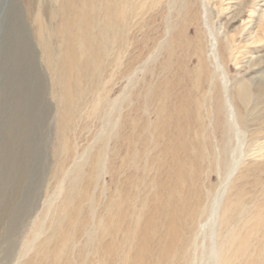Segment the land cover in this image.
<instances>
[{
	"label": "rangeland",
	"instance_id": "obj_1",
	"mask_svg": "<svg viewBox=\"0 0 264 264\" xmlns=\"http://www.w3.org/2000/svg\"><path fill=\"white\" fill-rule=\"evenodd\" d=\"M113 1L5 0L0 9V264H132L144 240L154 258L181 160L197 161L201 174L177 199L191 202L197 189L207 206L195 264H264V61L252 59L264 54V20L257 44L244 30L260 21L264 0H127L119 32L105 26L107 7L120 8ZM80 3L97 68L80 78L78 66L65 68L81 94L61 131L64 33ZM206 28L223 69L207 56ZM223 84L236 127L213 113ZM187 103L190 116L178 108ZM225 143L235 162L227 181Z\"/></svg>",
	"mask_w": 264,
	"mask_h": 264
},
{
	"label": "bare ground",
	"instance_id": "obj_2",
	"mask_svg": "<svg viewBox=\"0 0 264 264\" xmlns=\"http://www.w3.org/2000/svg\"><path fill=\"white\" fill-rule=\"evenodd\" d=\"M202 1L205 5L207 4V0H202ZM257 1H259V0H257ZM1 2L2 3L0 4V9L4 8L5 0L4 1L2 0ZM113 2H115L116 5L119 4L120 8L114 9V6L112 7V5H109V7H107V14L113 15L114 19L108 18L106 23H105V26L107 25L108 27H111V28L115 27L112 30L119 32L118 26L126 20V14H125V11L123 8L125 7V3H128V2H127V0H119V2L117 0H115ZM75 3H77V2H75ZM74 6H75V4H74ZM78 7L81 11L83 8L82 13H79L78 15H76L75 18H73V17L68 18V22H69L70 27H71L70 29H72V31H70L67 28L66 32L64 33L65 34V41L67 42V46H66L65 51H64L65 56L67 58V64L66 63L62 64V67L64 68L63 69V71H64L63 77H65L66 79H63L64 89H63V93L61 96V100L63 103L62 104L61 125H60L61 131H63L67 125L66 121L70 120L72 118V115L74 113V109L77 107L78 100H79L80 94H81V89H77V87L74 88L75 92H76V93H74V89H72L68 85L69 83H68L67 75L65 74L66 73L65 68H66V70H71L68 68L73 67V65L78 66L80 69L78 70V72L76 74L77 78L78 77L80 78L81 75L91 77L93 75V73H95L96 68H97L96 67V63H97L96 55L94 56L92 53L88 54V48L91 45L90 44V38L88 37V35L92 34V32H91V27L93 26V24H91L92 18H90L88 16L89 13H88V11H86L87 8L85 5H82L80 3L78 5ZM92 8H94V6ZM1 13H0V15H1ZM249 17H251V15ZM263 20H264V12L260 15V21L256 22L255 25H253L254 22L251 19L245 21L246 26H245L244 30H246L247 39L251 40L252 44H257L258 43L257 41H261V39L264 38V33L262 34L263 38L259 39L257 37V29H260V26L263 23ZM118 23H119V25H117ZM112 30H109V32H111ZM206 31H207V35L209 36L208 37L209 38V49H208L207 56H209L212 59L215 70L216 69H223L222 60H221V44L218 40V37L216 34H214V32L211 29L206 28ZM104 32H105V36L108 37V33H107L108 30H104ZM114 40H116V36H115ZM43 44H44V42H43ZM252 59L255 62H257V59H258V62H262V61H264V54L259 55V56L256 55ZM83 67H84V69H83ZM205 76H207V75H205ZM259 81H260V83H264V76H262L259 79ZM209 87H210V85H209ZM225 90H226V88L223 84L221 91L219 90L216 93L214 92L213 97H214V100L216 103H215V108L213 109V113L216 115V118L218 121L219 117L221 115H223V113L225 111L226 116H228V119L230 120V123L232 122L231 124L236 127L235 116H234L235 114H233L234 113L233 112V106L229 102H227V100L225 99V97H224ZM180 101H182V100H180ZM178 104L180 105L181 103H178ZM176 105H177V103H176ZM185 105L182 107L180 106L178 108H179V110H181V109L186 110L187 116H190L192 114V111H193L192 108L189 107L191 104L190 105L188 104L187 107H185ZM178 108H177V110H178ZM179 112H181V111H178V114H179ZM184 117H186V116H184ZM191 117H190V119H188L189 117L186 119L188 121L192 120ZM187 120H185V121H187ZM195 120H196V117H195V119L193 118V122ZM182 124H183V122H182ZM175 127L177 128V126H175ZM177 129L179 130V133H177L179 136H183V134L186 132V129H184L183 127L180 129L179 128H177ZM182 144L183 143H181V145ZM187 146L188 145L183 144L181 146V148H183L185 151V149H187ZM169 148H171V149H169V151H171L172 147H169ZM218 152H219L218 153L219 156L221 157V165L225 169L224 170L225 171L224 181H227L228 177L232 174V171L235 167V162L231 161V163H232L231 166H229L227 163L226 157H227L228 152H229L227 143H225V145L222 146ZM22 153H24V152H22ZM193 154H194L193 157L197 158L196 160H199V161L203 160V156H204L203 155V148L198 147L196 152L194 151ZM179 159H180V157H179ZM94 164H95L94 166H97V167H98V165L101 164V155H99V154L96 155L95 160H94ZM174 174H175L176 178H175V182H172L174 185L171 187L169 194H171V196H174L175 199L173 200V204L168 206L169 211H166V215L169 214V217L167 216V218H168L167 228H166L165 233L163 235L165 240L159 241L157 243V245L154 249V252H155L154 258L151 257L152 251L150 252L146 248V244L148 246V242L144 243L145 242V240H144L143 244L140 247L139 252L132 258V264H195L194 256L192 253V250L195 247V243H194L195 234H196V228L195 227H197L196 224L199 222V220L201 219L203 214L206 212L207 206L203 201V194L197 189H195L191 195L192 200L190 197L191 202L187 203V202L183 201V199L182 200L180 198L177 199V196L182 193V191H183L182 187H183V184L186 180L189 179V182H191V184H192V182H195V183L197 182L196 180L199 179L200 174H201V166L197 161L196 162H189V160H186V163H183V161L181 160L180 164L174 169ZM78 180H79V173H77L74 176L73 184L76 185ZM223 183L225 184L226 182H223ZM223 190H224V186H221L218 189L217 195L219 198L222 196ZM217 203H218V199L216 201H214L212 203V205L210 206L211 210H213L217 206ZM184 204H187V205L184 206ZM152 216L153 215H151V218H152ZM90 239H91V237H89V240Z\"/></svg>",
	"mask_w": 264,
	"mask_h": 264
}]
</instances>
